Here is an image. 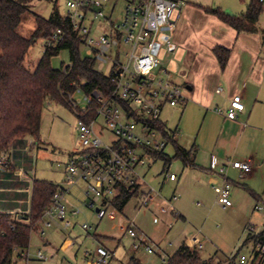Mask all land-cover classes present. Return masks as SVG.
Wrapping results in <instances>:
<instances>
[{
	"label": "built area",
	"instance_id": "1",
	"mask_svg": "<svg viewBox=\"0 0 264 264\" xmlns=\"http://www.w3.org/2000/svg\"><path fill=\"white\" fill-rule=\"evenodd\" d=\"M264 2V0H261ZM67 11L61 14L70 23V31L57 27L45 37L44 47H53L74 34L86 55L95 60L96 69L111 82L112 87L106 93L98 87H91L88 81L79 77L70 82V89L65 92V103L77 116L76 132L78 145L67 154L64 165V179L58 184L52 201L41 216L42 225L50 226L53 218L71 224L67 217L65 195L78 182L84 184V194L89 208L98 218L106 214V205L120 194L121 187L139 185L143 180L142 168L155 161L154 152L165 151L177 141V132L168 128L167 135L156 122L162 121L161 115L166 105L176 106L185 101L184 87L176 83L172 73L153 53V48L163 34L161 44L167 51L173 47L172 28L181 16L184 0H125L119 17H114L113 0H66ZM72 63L62 66V72L68 73ZM221 87L216 88L220 93ZM244 109L243 97L237 93L229 99L225 110L226 117L236 119ZM221 112L220 107L215 108ZM5 155L0 156V165H6ZM229 167L239 171V178L252 171V161L227 157L219 162L211 157L209 169L212 175L221 177L211 180L217 194V201L223 207L232 206L231 183L226 177ZM163 182L176 180L175 172H163ZM150 200L149 192L143 195L142 203ZM255 209L263 210L260 204ZM79 209H72L77 214ZM14 213V212H13ZM88 230L91 225L83 223ZM250 234L255 227L248 226ZM127 234L137 238L133 225ZM188 245L201 248L203 240L194 234ZM140 247L155 252L154 244L148 238H140L131 246L135 255ZM253 252L256 257L264 258V243H255ZM94 264H108L112 252L99 244L95 251ZM38 259L47 256L39 249L35 254ZM28 248L13 249L12 261L26 264ZM227 263L244 264L246 257L237 252L228 256ZM26 261V263H25Z\"/></svg>",
	"mask_w": 264,
	"mask_h": 264
},
{
	"label": "rangeland",
	"instance_id": "2",
	"mask_svg": "<svg viewBox=\"0 0 264 264\" xmlns=\"http://www.w3.org/2000/svg\"><path fill=\"white\" fill-rule=\"evenodd\" d=\"M66 0H31L30 10L23 16L18 31L29 37L35 30L34 14L39 13L48 17L54 6L61 14L67 11ZM186 4H201L204 7L220 6L230 14H240L245 10L250 0H184ZM115 3L114 17H119L125 0H113ZM197 14V13H196ZM260 23L264 22V9L260 15ZM164 35L160 34L153 53L159 57L161 65L176 76H181L187 69V62L191 57L185 51L180 57L177 51H167L161 44ZM46 39L38 38L30 46L25 65L33 70L42 56ZM82 56H87L83 47ZM51 65L60 68L70 62L69 50L61 49L50 60ZM178 83V82H177ZM179 84V83H178ZM185 91V89H184ZM185 94V93H184ZM215 109V108H214ZM162 119L167 127L174 129L179 122V115L171 108H166ZM196 120L187 127V136L194 137L200 122ZM77 116L73 110L63 102L46 100L42 111L40 142L34 143L32 149L33 167L36 178L46 179L61 184L64 179V165L67 154L76 145ZM197 125V127H196ZM193 141V139H192ZM31 142H34L31 138ZM183 144V140L181 142ZM240 151V150H239ZM165 152L172 156L174 148L169 145ZM237 153V152H236ZM235 152L229 157H235ZM164 161L156 159L142 168L143 180H140L136 192L129 201L119 209L115 201L106 205V214L98 218L94 210L86 203L84 184L78 182L72 186V192L65 195L67 217L71 224L65 225L63 220L53 218L50 226L42 225L44 232L33 230L28 247L29 257L27 264H94L95 251L99 244H104L113 254L108 264H120L126 261L131 253V246L140 238H148L155 247V252L149 253L144 247L137 250V256L142 264H168L170 254L194 234L205 241L202 248H198L203 258L210 256L220 257L225 262L231 254H243L246 257L244 264H264V258L256 257L253 252L252 240L244 243L249 232L248 226L253 224L258 233L264 227V209L257 210L258 203L264 207V202H257L253 196L244 191L237 192V186L231 195L232 207L224 208L217 202L216 192L207 184H198L196 179L188 177L181 191L178 185L182 181L183 163L175 158L167 166L168 172H176L177 180L162 184ZM153 198L147 204L142 203L144 191H149ZM151 193V194H150ZM71 209H79L75 215ZM87 223L91 228L85 230L82 224ZM133 225L137 238L127 234V229ZM41 250L46 259H38L35 254ZM256 257V259H255ZM26 263V261H25ZM231 264H236L232 262Z\"/></svg>",
	"mask_w": 264,
	"mask_h": 264
},
{
	"label": "crops",
	"instance_id": "3",
	"mask_svg": "<svg viewBox=\"0 0 264 264\" xmlns=\"http://www.w3.org/2000/svg\"><path fill=\"white\" fill-rule=\"evenodd\" d=\"M259 19L256 31H238L217 16L206 12L201 4L195 3L193 6L184 1L181 16L173 25V47L170 51H177L180 57L185 51L191 54L187 69L183 70L181 76L175 77L170 71L176 83L184 87L185 101L176 106L166 105L162 111L163 114L168 107L179 115L176 127L167 128L177 132L176 142L179 146L193 148L195 152V165H183V172L180 173L182 181L178 187L181 197V185L188 177H194L198 184L204 183L211 187V180L221 181V177L212 175L209 169L211 157L215 156L221 163L234 152V158L250 159L253 167L242 178H239L236 168H228L226 177L231 183V195L237 186V192L247 191L251 195L254 193L264 196V22L260 23ZM215 46L230 49L224 68L220 67L213 52ZM217 87L222 88L220 93L216 92ZM237 93L243 97L244 109L238 113L236 119H230L226 117L225 110L231 96ZM216 107H220L222 111H216ZM196 120L200 124L195 136H191V139L185 138L188 125ZM181 140L183 144L179 143ZM33 148L31 138L26 137L15 141L10 153L5 155L8 165H0L1 212L24 213L30 210L31 181L36 178ZM29 172L33 173V178ZM168 181L175 180L167 179L162 184ZM71 192L72 189L68 193ZM152 198L151 194L150 200ZM253 198L256 200L254 196ZM189 240L190 238L183 242L188 245ZM204 243L205 241L203 245ZM111 252L113 254L112 250ZM208 258L222 264L220 257ZM225 263L227 260L223 262Z\"/></svg>",
	"mask_w": 264,
	"mask_h": 264
},
{
	"label": "trees",
	"instance_id": "4",
	"mask_svg": "<svg viewBox=\"0 0 264 264\" xmlns=\"http://www.w3.org/2000/svg\"><path fill=\"white\" fill-rule=\"evenodd\" d=\"M31 0H0V156L8 155L15 141L26 137L32 138L34 143L40 142L42 111L46 100L65 103V92L70 89L72 80L83 77L89 86L103 89L106 93L111 89L109 79L96 69L95 60L80 53L79 39L69 35L63 42L53 47H44L42 56L33 70L25 65V57L35 40L47 37L57 27L70 31V23L64 19L54 6L48 17L39 13L34 14L35 30L29 37L18 31L23 14L30 10ZM264 9L261 0H250L247 8L240 14H230L217 7H204V10L217 16L226 24L238 31H256L258 19ZM264 37V28L262 29ZM61 49H68L71 69L68 73L62 72V66L55 68L51 65V58ZM213 52L221 68L227 64L230 49L224 46H215ZM66 104V103H65ZM157 126L167 135L166 123L156 122ZM169 137V136H168ZM174 154L168 155L165 151L154 152L157 159L164 161L166 168L173 159L179 158L184 166L195 165L194 149H185L173 142ZM8 165V163H6ZM58 184L35 178L32 185L31 207L28 212H1L0 211V264H16L12 261L13 249L29 247L30 236L33 230L41 227V216L50 204ZM137 185L121 187L120 194L114 199L117 207L123 209ZM256 200L264 202V196L252 193ZM252 240L255 243H264V227L256 234L248 233L244 243ZM168 264H220L211 258H203L197 248H191L181 243L168 256ZM121 264H142L141 260L130 254Z\"/></svg>",
	"mask_w": 264,
	"mask_h": 264
},
{
	"label": "water",
	"instance_id": "5",
	"mask_svg": "<svg viewBox=\"0 0 264 264\" xmlns=\"http://www.w3.org/2000/svg\"><path fill=\"white\" fill-rule=\"evenodd\" d=\"M29 175L33 178V173L32 172H29ZM32 184H33V180L31 181V187H32ZM30 206H31V195H30Z\"/></svg>",
	"mask_w": 264,
	"mask_h": 264
}]
</instances>
